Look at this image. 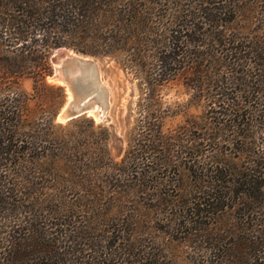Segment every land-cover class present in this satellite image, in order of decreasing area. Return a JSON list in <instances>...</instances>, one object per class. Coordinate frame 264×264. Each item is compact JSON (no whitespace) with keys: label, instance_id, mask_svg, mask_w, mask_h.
<instances>
[{"label":"trees","instance_id":"1","mask_svg":"<svg viewBox=\"0 0 264 264\" xmlns=\"http://www.w3.org/2000/svg\"><path fill=\"white\" fill-rule=\"evenodd\" d=\"M263 12L264 0H0V44L12 57L0 58V264H170L141 221L112 213L111 201L135 189L100 183L89 159L53 134L65 95L46 77L58 47L196 73L203 121L187 154L209 193L163 220L201 238V217L217 209L235 233L212 264H264ZM23 77L33 79L30 97L17 86ZM46 89L54 94L45 118H29L27 101Z\"/></svg>","mask_w":264,"mask_h":264},{"label":"rangeland","instance_id":"2","mask_svg":"<svg viewBox=\"0 0 264 264\" xmlns=\"http://www.w3.org/2000/svg\"><path fill=\"white\" fill-rule=\"evenodd\" d=\"M251 16L247 19L254 20ZM171 27L169 25L167 30L171 31ZM147 29L156 31L152 27ZM160 31L164 32L162 27ZM165 35L167 37L169 33ZM7 48L0 44V58H12L10 48ZM60 50L96 64L97 83L102 90H89L90 102L98 106L95 114H85L70 121L58 119L72 95L66 85L56 80L61 70L52 60ZM130 59L134 60L132 64ZM48 63L51 74L46 77V84L62 87L65 95V101L54 117L53 134L69 146V151L76 147L89 159L87 168L93 170L100 183L135 189L124 199L111 201L114 203L112 213L118 216L119 210L130 212L127 217L141 221L151 233L149 237L163 247L170 264H212L219 252L229 249L234 239L230 235L235 232L228 231L224 223L216 221V215L220 214L217 209H210L209 219L201 217L200 227L208 229L201 238H185L182 232L170 230L163 220L174 219L173 213L184 199L192 198L189 201H193L198 195L202 201L209 193L205 187L207 184L202 189L197 186H202L201 182L198 183L199 172L189 168L194 161L187 154L188 141L199 135L197 127H201L203 121V102L196 93L199 84L193 83L196 73L186 66L179 68L178 63H171L159 73L137 66L132 55L90 56L66 47L53 49ZM21 64L29 68L26 62ZM203 74L207 75L206 72ZM17 86L30 97L33 79L23 77ZM49 93L52 92L46 89L38 100L27 101L29 118L38 111L45 118L44 111L49 110L48 101L51 99ZM102 101L106 107L101 112ZM224 213L236 215L240 211L230 209ZM225 218L229 219V216ZM252 234L256 237L258 233ZM233 258L239 260V256Z\"/></svg>","mask_w":264,"mask_h":264},{"label":"water","instance_id":"3","mask_svg":"<svg viewBox=\"0 0 264 264\" xmlns=\"http://www.w3.org/2000/svg\"><path fill=\"white\" fill-rule=\"evenodd\" d=\"M52 62L59 65L61 70V74L56 77V80L66 85L68 91L72 93L71 99L63 108L58 119L70 121L85 114H95L98 106L90 102L89 90L93 88L102 90V87L97 83L96 64L76 57L66 50L57 51ZM102 104V107L99 108L101 112L106 107L105 101H102Z\"/></svg>","mask_w":264,"mask_h":264}]
</instances>
